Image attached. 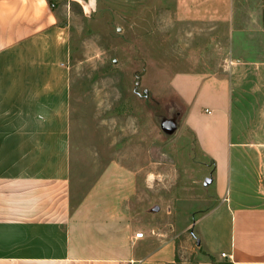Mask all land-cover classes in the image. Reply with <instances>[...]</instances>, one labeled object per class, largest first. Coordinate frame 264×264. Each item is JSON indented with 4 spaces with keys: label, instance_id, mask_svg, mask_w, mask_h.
<instances>
[{
    "label": "crops",
    "instance_id": "crops-1",
    "mask_svg": "<svg viewBox=\"0 0 264 264\" xmlns=\"http://www.w3.org/2000/svg\"><path fill=\"white\" fill-rule=\"evenodd\" d=\"M73 1L83 2L64 0L63 9L60 0H0V264H264V203H243L231 187L232 153L244 143L232 128L227 78L194 71L172 81L188 105L186 124L214 162L209 179L221 205L198 226L206 257L152 223L157 215L143 200L151 169L107 164L76 194ZM234 1L174 0L175 13L189 22H226Z\"/></svg>",
    "mask_w": 264,
    "mask_h": 264
},
{
    "label": "rangeland",
    "instance_id": "rangeland-1",
    "mask_svg": "<svg viewBox=\"0 0 264 264\" xmlns=\"http://www.w3.org/2000/svg\"><path fill=\"white\" fill-rule=\"evenodd\" d=\"M175 11L174 0L72 2V182L82 194L107 164L151 169L143 200L152 223L206 257L198 226L221 205L207 180L214 162L172 81L194 71L229 80L232 128L244 143L232 153L231 187L243 203L263 204L264 0H235L226 22H189Z\"/></svg>",
    "mask_w": 264,
    "mask_h": 264
},
{
    "label": "built area",
    "instance_id": "built-area-1",
    "mask_svg": "<svg viewBox=\"0 0 264 264\" xmlns=\"http://www.w3.org/2000/svg\"><path fill=\"white\" fill-rule=\"evenodd\" d=\"M144 236V232L143 231H139L136 233V237H143Z\"/></svg>",
    "mask_w": 264,
    "mask_h": 264
},
{
    "label": "water",
    "instance_id": "water-1",
    "mask_svg": "<svg viewBox=\"0 0 264 264\" xmlns=\"http://www.w3.org/2000/svg\"><path fill=\"white\" fill-rule=\"evenodd\" d=\"M207 180H210V179H207Z\"/></svg>",
    "mask_w": 264,
    "mask_h": 264
},
{
    "label": "trees",
    "instance_id": "trees-1",
    "mask_svg": "<svg viewBox=\"0 0 264 264\" xmlns=\"http://www.w3.org/2000/svg\"><path fill=\"white\" fill-rule=\"evenodd\" d=\"M50 2H51V0H50Z\"/></svg>",
    "mask_w": 264,
    "mask_h": 264
}]
</instances>
